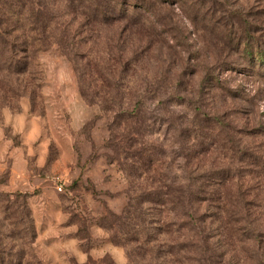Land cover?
<instances>
[{"label": "rangeland", "instance_id": "obj_1", "mask_svg": "<svg viewBox=\"0 0 264 264\" xmlns=\"http://www.w3.org/2000/svg\"><path fill=\"white\" fill-rule=\"evenodd\" d=\"M95 1L0 0V264H264V0Z\"/></svg>", "mask_w": 264, "mask_h": 264}, {"label": "trees", "instance_id": "obj_2", "mask_svg": "<svg viewBox=\"0 0 264 264\" xmlns=\"http://www.w3.org/2000/svg\"><path fill=\"white\" fill-rule=\"evenodd\" d=\"M143 3L144 4H142L141 8L143 10H147L148 11V9L150 7L149 6V0H143ZM95 5L97 6L96 12L98 13V15H100L102 13V11H104V6H102V4L97 5L96 1H95ZM35 14H36V17H35L36 20H35L34 23H35V25H40L39 23L42 22V21H44V20L43 19H40L42 16L40 17V15L38 13H35ZM124 14H125V18H126L129 15V10H127L126 12H124ZM18 15L22 16V18H23L22 21H27L28 20V18H24V17L28 16L29 14H27V13L24 14V12H22V13H20ZM25 25H26V23H25ZM38 28L36 27V28H34V30L36 31V29H38ZM20 30H22V28H20ZM26 33L27 32H24V30H23V34H19V35L17 34V37L16 38H19V39L25 38V40L23 42L24 43H27ZM25 45H26V48L23 51V53H24V55H25V57H26L27 60L21 59V60H17L15 62H13L14 64L13 63H10V65H14L15 66V69H20L19 71L20 72H23V73L26 72V71H28L29 68H30V66H31L30 60H28L29 57H30L29 55H30L31 48H30L29 44L28 45L25 44ZM246 53L248 54L247 56H249L251 58V61H252L253 64L256 65L258 63V64H261V65L264 66V52L257 51L255 53H253V51L247 50ZM172 195H173V193H171V192H167L164 195L163 194L162 195H157V194H154V193L153 194L150 193L149 194V198L146 201V203H148L149 201H151V199H152V198H150L151 196H153L154 201H156L155 199H156L157 196L160 197L158 201H162L161 204H163V205L164 204H167V203H174V200H172L170 198ZM176 204H177V212L179 213V215L181 217L187 218L189 216L190 212L187 209V200H186V198H184V197L183 198H180L179 195H178ZM33 227L34 226H33V223H32V228ZM32 231H33V233H35V229L34 228L32 229Z\"/></svg>", "mask_w": 264, "mask_h": 264}, {"label": "built area", "instance_id": "obj_3", "mask_svg": "<svg viewBox=\"0 0 264 264\" xmlns=\"http://www.w3.org/2000/svg\"><path fill=\"white\" fill-rule=\"evenodd\" d=\"M61 190V189H60Z\"/></svg>", "mask_w": 264, "mask_h": 264}]
</instances>
